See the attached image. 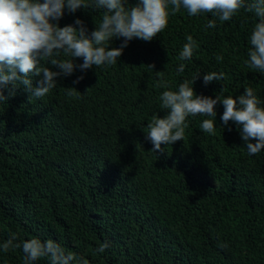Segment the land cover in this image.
<instances>
[{"label": "trees", "instance_id": "1", "mask_svg": "<svg viewBox=\"0 0 264 264\" xmlns=\"http://www.w3.org/2000/svg\"><path fill=\"white\" fill-rule=\"evenodd\" d=\"M87 2L65 10L59 25L80 18L95 30L104 9ZM210 19L182 9L151 41L133 38L114 65L57 77L39 99L20 85L0 103V245L12 235L14 243L52 239L89 264H264V150L248 154L236 124L222 125L223 105L214 135L200 127L210 117L197 115L187 118L184 140L162 151L146 139L147 123L167 114L162 92L197 74V94L223 98L251 87L264 106V73L245 64L259 18L244 7L205 30ZM187 35L198 46L179 61ZM213 71L225 78L205 85L203 74ZM162 79L167 89L157 87ZM0 264H25L22 247L0 250Z\"/></svg>", "mask_w": 264, "mask_h": 264}, {"label": "clouds", "instance_id": "2", "mask_svg": "<svg viewBox=\"0 0 264 264\" xmlns=\"http://www.w3.org/2000/svg\"><path fill=\"white\" fill-rule=\"evenodd\" d=\"M93 3L104 12L100 22H96L95 30L89 34L80 18L63 27L58 23L65 10L75 13L82 6L90 7L87 0H0V103H6L15 95L20 85L30 97L39 99L56 87L57 77L72 75L77 68L84 71L93 66L114 65L133 38L151 41L167 27L170 14L175 15L182 9L189 16L210 13L213 19L208 20L205 30L215 28L217 19L221 23L230 21L244 7L253 12L259 21L251 32L245 64L264 73V0H250L247 4L245 0H139L131 8L126 6V0H93ZM114 38H123V42L119 47L110 48ZM186 40L179 61L191 60L194 48L198 46L192 35H187ZM62 54L70 58L61 59ZM76 58H82L83 63L78 65ZM217 60L222 61L223 57L218 56ZM185 67V63H179L177 72L183 73ZM200 75L185 79L178 90H165L160 95V108L167 110V114L153 116L145 130L146 139L154 145L152 151H162V145L184 140L189 116L210 117L204 119L200 127L204 133L214 135L218 103L224 107L220 117L222 125L227 126L229 121L236 124L248 154L255 155L264 150V106L254 89L246 87L237 96L223 98L197 94L194 83ZM33 76L41 77L35 86ZM224 78L223 72L203 74L205 85ZM82 79L83 76L77 77L74 84ZM157 87L167 89L169 85L162 79ZM6 89L8 95H5ZM76 89L69 87L67 95L74 97ZM16 239L12 235L0 245V250L7 253L22 247L25 264H33L41 258H48L50 264H89L86 257L66 252L52 239L32 238L14 243ZM108 247V242H104L95 252L104 253Z\"/></svg>", "mask_w": 264, "mask_h": 264}]
</instances>
